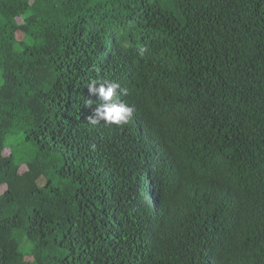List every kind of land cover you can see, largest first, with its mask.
Wrapping results in <instances>:
<instances>
[{
	"label": "trees",
	"instance_id": "16d2710c",
	"mask_svg": "<svg viewBox=\"0 0 264 264\" xmlns=\"http://www.w3.org/2000/svg\"><path fill=\"white\" fill-rule=\"evenodd\" d=\"M0 264H264V0H0Z\"/></svg>",
	"mask_w": 264,
	"mask_h": 264
},
{
	"label": "clouds",
	"instance_id": "9594fccd",
	"mask_svg": "<svg viewBox=\"0 0 264 264\" xmlns=\"http://www.w3.org/2000/svg\"><path fill=\"white\" fill-rule=\"evenodd\" d=\"M90 96H98L100 103L96 104L93 114L87 117L88 123L96 125L103 122L107 125L121 126L129 123L134 114V107L118 98L119 83L110 81L92 80L88 84ZM91 101H89V106ZM154 193L152 198L154 199Z\"/></svg>",
	"mask_w": 264,
	"mask_h": 264
}]
</instances>
